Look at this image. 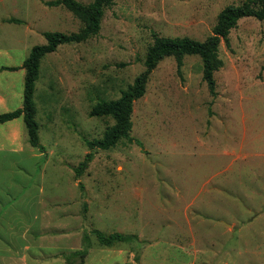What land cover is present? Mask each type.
I'll use <instances>...</instances> for the list:
<instances>
[{
  "label": "rangeland",
  "instance_id": "obj_1",
  "mask_svg": "<svg viewBox=\"0 0 264 264\" xmlns=\"http://www.w3.org/2000/svg\"><path fill=\"white\" fill-rule=\"evenodd\" d=\"M50 1L0 0V113L22 106L21 65L44 33L83 25ZM243 1L114 0L97 34L42 57L33 101L43 151L21 116L0 124V264H68L86 236L83 264H264V20L243 17L220 42L214 96L200 56L185 55L180 71L165 57L133 102L140 144L87 145L113 124L91 108L145 69L153 32L203 41ZM93 230L137 239L105 247Z\"/></svg>",
  "mask_w": 264,
  "mask_h": 264
},
{
  "label": "trees",
  "instance_id": "obj_2",
  "mask_svg": "<svg viewBox=\"0 0 264 264\" xmlns=\"http://www.w3.org/2000/svg\"><path fill=\"white\" fill-rule=\"evenodd\" d=\"M114 0H93L91 3L84 4L77 0H54L48 4L63 5L71 11L82 22V27L77 32L69 34L62 32H45L46 43L35 45L31 48L29 55L23 61L21 68L25 70L23 101L22 106L13 111L0 113V124L22 117L31 146L43 151V146L39 142L38 123L35 119L36 107L33 101L34 85L38 77L39 64L42 57L56 50L57 46L69 42H84L91 36L98 33L104 8L111 6ZM243 17H254L257 20H264V0H244L240 5H228L217 15V20L212 28V33L203 41L195 40L187 36L164 37L153 32V42L148 47L145 59V69L139 73L121 95L114 100L97 102L90 110L91 116H111L113 124L103 133L100 139L87 141L91 150L109 149L120 140L128 142L135 141L130 134L132 122L131 114L133 102L141 98L146 89V83L151 72L157 64L165 57L172 56L176 60L177 70L180 71L185 55H198L202 60V78L206 82L208 90L212 96L215 95L214 72L220 69L223 61L219 57L218 49L221 41L229 45L228 35L230 30L237 26L238 21ZM264 68V64H263ZM4 70L14 71L17 67H2ZM94 151L85 154L82 161L74 168V177L78 179L93 160ZM92 233L102 246L109 247L116 243H129L137 238L134 235H125L119 232L103 234L98 230ZM85 245L76 251L65 255L68 264H83L87 256L90 242L84 239ZM79 257L77 263L72 259Z\"/></svg>",
  "mask_w": 264,
  "mask_h": 264
}]
</instances>
